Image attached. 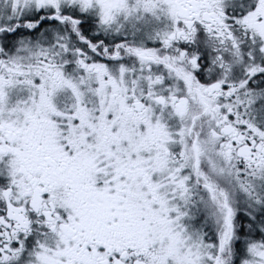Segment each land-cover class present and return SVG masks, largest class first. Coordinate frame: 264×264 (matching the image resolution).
<instances>
[{
    "label": "snow or ice",
    "instance_id": "6c2138e0",
    "mask_svg": "<svg viewBox=\"0 0 264 264\" xmlns=\"http://www.w3.org/2000/svg\"><path fill=\"white\" fill-rule=\"evenodd\" d=\"M0 264H264V0H0Z\"/></svg>",
    "mask_w": 264,
    "mask_h": 264
}]
</instances>
